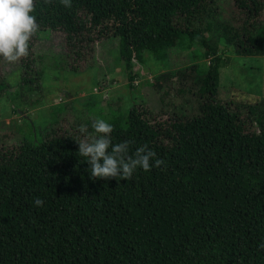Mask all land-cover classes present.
<instances>
[{
	"label": "trees",
	"instance_id": "obj_1",
	"mask_svg": "<svg viewBox=\"0 0 264 264\" xmlns=\"http://www.w3.org/2000/svg\"><path fill=\"white\" fill-rule=\"evenodd\" d=\"M215 2L72 0L65 8L36 0L39 30L20 59L18 91L9 92L3 78L0 98L16 95L30 107L41 100L43 72L33 69L32 45L48 29L64 33L72 61L86 62L97 40L118 37L131 87L134 61L145 52L163 58L197 41L210 60L203 69L163 71L151 83L173 108L175 96L191 92L195 113H154L140 99L108 119L113 142L129 140L130 152L147 145L165 161L129 180L89 177L75 141L81 123L73 119L55 127L28 121L18 144H1L0 264H264V99L219 98V42L236 54L261 53L256 19L264 0H231L237 17ZM37 197L42 206L34 205Z\"/></svg>",
	"mask_w": 264,
	"mask_h": 264
},
{
	"label": "rangeland",
	"instance_id": "obj_2",
	"mask_svg": "<svg viewBox=\"0 0 264 264\" xmlns=\"http://www.w3.org/2000/svg\"><path fill=\"white\" fill-rule=\"evenodd\" d=\"M215 4L224 9L227 17L240 15L231 0H216ZM256 24L263 27L262 51L259 54H236L233 47L219 42V53L222 56L219 98L222 101L233 99L253 104L255 100L264 99V9L256 19ZM213 35L216 36V33ZM93 45L86 62L82 59L72 61L62 31L48 29L38 33L32 45V54L33 69L43 72V89L39 94L41 100L30 107L20 102V97L18 99L16 95L14 98L9 95L0 98V145L10 147L18 144L30 129L28 121L39 124L37 126L55 121V127L57 122L69 126L72 119L78 123L97 116L111 119L116 115H125V110L133 100L142 99L154 113H160L161 108L163 114L172 110L196 112L197 104L191 92L175 96L178 104L173 108V102L165 96V102L161 101L151 83L154 76L163 71L188 68L194 64L198 68H205L210 56L203 55L204 49L197 41L187 46H175L163 58L145 52L143 61H134L136 77L132 87L119 57V38H103ZM70 62L76 64V71L70 70ZM20 69V60L15 63L0 60V80L4 78L10 83L7 90L11 93L18 91ZM187 79L188 75L184 84ZM184 96L188 98L187 102L189 100L188 107L186 102L187 108L179 109ZM241 113L244 114L243 108ZM4 133L5 137L2 136Z\"/></svg>",
	"mask_w": 264,
	"mask_h": 264
},
{
	"label": "clouds",
	"instance_id": "obj_3",
	"mask_svg": "<svg viewBox=\"0 0 264 264\" xmlns=\"http://www.w3.org/2000/svg\"><path fill=\"white\" fill-rule=\"evenodd\" d=\"M36 0H0V60L15 63L29 55V44L39 30L33 14ZM65 8H70L72 0H59ZM113 124L108 119L97 116L90 123L76 127L78 153L87 161L90 178H123L129 180L138 169L145 172L159 167L165 161L147 145H140L129 151L130 141L113 142ZM34 205L42 206L37 197ZM264 247V243L259 245Z\"/></svg>",
	"mask_w": 264,
	"mask_h": 264
}]
</instances>
